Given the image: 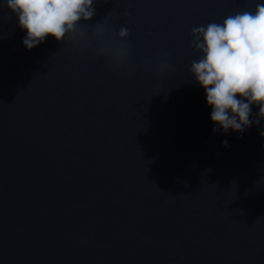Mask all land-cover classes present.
<instances>
[{
    "label": "water",
    "instance_id": "obj_1",
    "mask_svg": "<svg viewBox=\"0 0 264 264\" xmlns=\"http://www.w3.org/2000/svg\"><path fill=\"white\" fill-rule=\"evenodd\" d=\"M257 4L95 0L104 41L29 51L0 0V264H264V120L214 134L190 75L192 27Z\"/></svg>",
    "mask_w": 264,
    "mask_h": 264
},
{
    "label": "clouds",
    "instance_id": "obj_2",
    "mask_svg": "<svg viewBox=\"0 0 264 264\" xmlns=\"http://www.w3.org/2000/svg\"><path fill=\"white\" fill-rule=\"evenodd\" d=\"M6 7L19 28L27 32L22 41L26 50L44 43L48 36L58 43L77 35L105 40L106 29L79 23L95 16V0H6ZM118 36L126 40L129 32L122 27ZM190 36V46L201 54L192 62L190 75L205 90L207 105L212 108L210 119L216 125L213 133L231 130L242 136L260 125L264 120V4H257L254 12L229 15L223 23L193 26ZM99 54L119 67L127 62L129 47L103 43ZM168 68L164 59L158 71ZM254 105L259 108L255 116ZM259 134L264 137V127ZM222 146L229 147L227 140Z\"/></svg>",
    "mask_w": 264,
    "mask_h": 264
}]
</instances>
